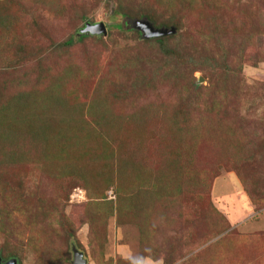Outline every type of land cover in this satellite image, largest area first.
<instances>
[{
	"label": "rangeland",
	"instance_id": "1",
	"mask_svg": "<svg viewBox=\"0 0 264 264\" xmlns=\"http://www.w3.org/2000/svg\"><path fill=\"white\" fill-rule=\"evenodd\" d=\"M119 4L180 29L171 54ZM19 95L56 147L0 129L4 261L264 264V0H0V110Z\"/></svg>",
	"mask_w": 264,
	"mask_h": 264
},
{
	"label": "trees",
	"instance_id": "2",
	"mask_svg": "<svg viewBox=\"0 0 264 264\" xmlns=\"http://www.w3.org/2000/svg\"><path fill=\"white\" fill-rule=\"evenodd\" d=\"M165 6L166 3L163 6H161V13L165 10ZM113 15L114 18L123 19V22H125V24H122L123 29L124 28L132 29V31L140 34L142 37H144L143 34L138 30L133 29L134 27H132L135 21L147 20L150 23H152L157 29H168L167 27L169 26V24H163L162 28H158L156 26V23L158 22L156 18L157 14H152L149 12H145L143 10H139L137 12V10L132 9L131 7H127L126 4H119L117 10L114 12ZM87 24L88 23H86V25ZM86 25H84L83 29L86 27ZM172 28L177 29L175 26H173ZM82 30L78 35L79 42H84L91 38H95L98 41H102V39L105 37V36H91L88 34H82ZM179 30L177 29V32ZM176 35H169L167 37L158 38V39H150V40L145 39V43L158 44V46L161 47L162 51L165 54L170 55L171 53L166 48L167 47L166 44L167 41L170 40V38H175ZM72 41H68L67 43H65V45H71ZM30 99L33 100L32 98H28V96L19 95L13 101L4 102V105L0 110V129L1 131L7 130L6 128L11 130V133L6 138V142L13 141L14 142L13 145L18 144L17 145L18 147L21 144L27 145L29 147L27 151V153L29 152V155L30 153H32L33 149L37 150V146H39L42 153H44L49 158L51 153H53L52 147H56L49 142L50 140L47 136V132L52 125L53 118L50 114V111L47 112V107L41 108L40 102H38V104L31 103ZM14 102L18 106L17 111H15L14 105H12ZM53 105L54 103H52V108ZM27 112L31 115H28ZM25 137L27 141L25 140ZM55 150H59V149H55ZM9 159L7 160L9 161ZM83 171L87 172L89 177V183L85 181L87 179V175L85 174V172H82V170H79L78 176L76 175V173L74 174V177L77 180H79L78 183H83L84 185H86L85 187L87 188H89V186L90 188H98L100 185L94 182V180L98 178V176L94 175L93 168H91L90 171H87V169H83ZM82 175H84V177ZM108 180L111 179L108 178ZM0 257L4 259V257L2 256V252H0ZM7 258L8 261L3 260V263H8L12 260H17L16 256L14 255L9 256ZM7 258H5V260Z\"/></svg>",
	"mask_w": 264,
	"mask_h": 264
},
{
	"label": "water",
	"instance_id": "3",
	"mask_svg": "<svg viewBox=\"0 0 264 264\" xmlns=\"http://www.w3.org/2000/svg\"><path fill=\"white\" fill-rule=\"evenodd\" d=\"M134 28L141 32L144 39H158L167 37L169 35L177 34V29H157L152 23L147 20L135 21L133 24ZM82 34H88L91 36H105L108 35L107 26L104 23L90 24L82 30ZM74 263L73 264H88L85 259V255L80 252L76 247L73 248ZM0 264H18L17 260H12L8 263H3V259L0 257Z\"/></svg>",
	"mask_w": 264,
	"mask_h": 264
}]
</instances>
